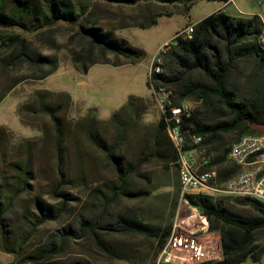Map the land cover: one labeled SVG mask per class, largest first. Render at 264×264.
Segmentation results:
<instances>
[{"label": "rangeland", "instance_id": "374dc122", "mask_svg": "<svg viewBox=\"0 0 264 264\" xmlns=\"http://www.w3.org/2000/svg\"><path fill=\"white\" fill-rule=\"evenodd\" d=\"M66 1L77 7L78 2L85 0ZM2 4L5 10L12 5L11 0H3ZM90 4L100 16L99 24L114 36L139 47L143 52L141 57L130 62L123 54L96 48L93 56L97 61L86 71H80L73 61L74 54L80 50L78 36L70 28L75 25L61 19L41 29L7 28L24 34L33 50L51 56L53 63L46 68L52 65L57 68L42 79L35 77L40 72L26 62L6 66L3 56L9 48L0 45V96L6 92L0 100V126L4 128L0 136L2 206L6 205L9 190L16 185L20 167L28 170L23 177L25 189L15 197L7 224L2 226L0 221V264H46L41 260H27V255L36 252L46 235L72 214L94 215L104 196L110 193L109 187L117 181L115 164L88 136L89 119L92 131L122 156V166L135 167L127 175L125 185L144 193L123 198L120 210L139 217L147 223L148 230L104 231L105 249L96 245L89 235L69 238L63 251L66 255L85 257L88 264H155L161 247L154 233L171 227L178 205L179 175L178 168L169 159L171 148L165 134L157 126L160 111L149 82L151 57L178 30L219 7L232 15L254 11L264 15V0H233L227 4L224 0H195L188 7L180 0L134 3L93 0ZM152 18L157 20L149 24ZM41 31L44 38L38 36ZM252 69L253 65L248 62L241 89ZM158 71H162L161 65ZM45 89L50 91L48 100L53 103L67 101L58 111L63 132L60 157L56 148L58 135L50 115L28 110L23 113L27 116L24 121L18 112L27 102L37 108L38 94ZM131 96L137 99L130 104ZM189 101L193 109L200 107L198 100ZM246 108L255 115L251 103L246 102ZM255 122L264 126V121ZM245 132L248 131L237 128L225 133V145ZM214 164L218 167V163ZM229 166L226 158L220 163L222 168ZM61 170L65 180L61 188L76 196L68 202L72 213L64 212L59 218L37 223L31 211V199L40 196L58 203L61 197L56 196L55 188L59 187ZM215 199L247 216L261 214L254 208L253 200L242 196L221 194ZM253 239L258 249L264 247V224L254 230Z\"/></svg>", "mask_w": 264, "mask_h": 264}, {"label": "trees", "instance_id": "16d2710c", "mask_svg": "<svg viewBox=\"0 0 264 264\" xmlns=\"http://www.w3.org/2000/svg\"><path fill=\"white\" fill-rule=\"evenodd\" d=\"M86 1V3H85ZM74 3L66 0H11L8 10L2 8L0 0V45L8 47L3 61L6 66L16 62H26L40 72L38 79L46 77L57 66L52 64L51 56L35 51L30 46L28 38L20 32H10L7 28L14 26L23 29H41L61 19L74 24L70 27L78 36L80 50L74 54V67L86 71L88 66L96 62L93 50L98 48L103 52L123 54L130 58V62L142 56V50L130 44L125 38L114 36L100 24V16L94 7L93 0ZM112 2L134 3L141 0H110ZM148 1V0H144ZM176 1V0H152ZM185 1L186 6L195 0ZM2 2V3H1ZM41 2V3H40ZM75 6V7H74ZM152 18L150 23L156 22ZM148 24V25H149ZM263 21L258 13L229 14L223 7H219L194 22L190 36L174 34L169 46L162 53V71H152V78L157 82V88L172 90L174 102L180 103L184 99L198 100L200 107L192 110L191 117L184 119L182 128L191 132L201 133L204 139L199 144L200 149H206V155L212 154V163H218L219 179H224L236 171V166L230 163L229 168L220 167L225 159L228 148L225 145L224 134L240 128V131L260 132L252 122L264 121V43L261 41ZM43 31L38 36L44 38ZM52 44L53 37L47 38ZM253 65L252 73L245 78V87L241 89V82L245 77L246 64ZM150 82V79H149ZM66 94V93H65ZM6 95L4 92L0 100ZM50 91L45 89L38 94V107L32 102L24 103L20 109V118L27 121L24 111H43L50 115L57 131L56 148L61 156L62 119L58 111L67 104L65 99L55 103L48 100ZM68 96V94H66ZM69 97V96H68ZM137 99L131 96L130 104ZM246 102L251 103L255 110L246 108ZM253 113V112H252ZM211 116V117H210ZM260 117V118H259ZM87 127L90 139L100 146L108 159L115 164L117 181L109 187L110 193L105 195L96 208L94 215L85 216L77 212L72 214L62 225L48 233L38 250L27 255V260H41L46 264H88L85 257L80 255H66L65 241L69 238H80L89 235L93 242L101 249H105L102 234L104 231L126 233L138 230H148L147 223L127 211L120 210L123 198H135L144 193L143 190L129 188L125 185L127 175L135 167L122 166V156L116 154L111 146L101 140L92 131V121L89 119ZM158 129L163 131L167 143L171 148L169 159L177 167L176 154L167 135L165 121L160 114L157 122ZM0 126V136L3 135ZM190 144H187L189 146ZM215 153V154H214ZM215 155V156H214ZM17 174L16 185L9 190L5 206L0 199V221L2 226L7 224L13 213V203L25 189L24 174L27 168ZM64 173L59 174V187L55 188L58 203L51 202L40 196L31 199V211L35 221L42 223L48 219H56L66 212L72 213L68 207L70 199L76 196L72 192L61 188ZM3 187L0 184V191ZM97 189V188H95ZM179 192V189H178ZM188 201L196 206L208 219L209 229L220 235L221 257L197 264H264V247L258 249L253 244V232L264 224V202L253 200V206L261 214L247 216L227 208L221 200L205 193H188ZM170 230V225L161 232H155L161 247ZM248 262V263H246Z\"/></svg>", "mask_w": 264, "mask_h": 264}, {"label": "built area", "instance_id": "2783aa9c", "mask_svg": "<svg viewBox=\"0 0 264 264\" xmlns=\"http://www.w3.org/2000/svg\"><path fill=\"white\" fill-rule=\"evenodd\" d=\"M231 1L224 0V4ZM193 27L194 22H191L178 33L190 36ZM171 39L162 44L149 66L153 98L165 121L179 175L178 205L155 264H197L221 257L220 235L209 229L206 215L188 201L187 194L246 196L264 202V133L248 131L230 142L225 158L237 169L219 179L212 156L206 155V149L198 148V141H202L204 135L181 127L182 121L191 117L192 105L174 102L172 90L158 89L151 77L152 71L158 72L162 53ZM261 41L264 43V22ZM242 162H252V171H238V164Z\"/></svg>", "mask_w": 264, "mask_h": 264}, {"label": "bare ground", "instance_id": "6f19581e", "mask_svg": "<svg viewBox=\"0 0 264 264\" xmlns=\"http://www.w3.org/2000/svg\"><path fill=\"white\" fill-rule=\"evenodd\" d=\"M164 52H165V50H164ZM160 89H165V88L162 87ZM180 103H183L185 105H191V103H190V101L188 99H184ZM200 143H201V141H198V148H200L199 147ZM238 171H252V162H242V163L238 164Z\"/></svg>", "mask_w": 264, "mask_h": 264}, {"label": "water", "instance_id": "95a60500", "mask_svg": "<svg viewBox=\"0 0 264 264\" xmlns=\"http://www.w3.org/2000/svg\"><path fill=\"white\" fill-rule=\"evenodd\" d=\"M252 126H254L257 130L264 133V126L257 124V122H252Z\"/></svg>", "mask_w": 264, "mask_h": 264}, {"label": "crops", "instance_id": "0c3cea01", "mask_svg": "<svg viewBox=\"0 0 264 264\" xmlns=\"http://www.w3.org/2000/svg\"><path fill=\"white\" fill-rule=\"evenodd\" d=\"M223 1V0H222ZM255 13H258L259 15H260V17L262 18V21L264 22V15L261 13V12H256V11H254ZM251 13H253V12H251ZM200 19V18H199ZM199 19H197V20H199ZM197 20H195V21H197ZM195 21H193V22H195ZM153 57V56H152ZM152 57H151V59H152Z\"/></svg>", "mask_w": 264, "mask_h": 264}]
</instances>
